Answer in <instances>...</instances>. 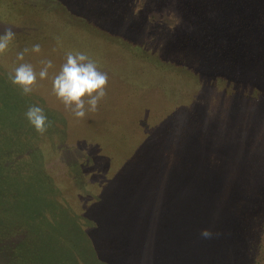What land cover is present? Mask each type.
I'll return each instance as SVG.
<instances>
[{"label": "rangeland", "instance_id": "1", "mask_svg": "<svg viewBox=\"0 0 264 264\" xmlns=\"http://www.w3.org/2000/svg\"><path fill=\"white\" fill-rule=\"evenodd\" d=\"M194 2L35 0L24 10L22 0H0V34L6 27H12L16 34L0 54L2 255L21 254L17 264H198V259L199 263L204 260L203 264L215 260L218 264H243L233 255L241 242L242 218L236 215L230 224L224 221L230 198L245 191L250 180L255 185L248 183L251 192L264 194L263 185H257L254 177L263 183L264 109L262 118L251 124L259 129L248 140L256 151L243 156L239 153L242 160L237 168L230 167L225 151L214 156L216 152L196 136L188 135L187 129L181 137L170 136L148 145L126 131L138 113L157 107L163 108L162 114L180 112L172 111L174 105L190 101L191 107L211 111L244 108L245 102L211 103L222 88L226 96L236 92L229 82L225 85L218 79L217 92L202 91L205 84L192 77L200 71V64L187 65L188 70L176 60L190 42L173 41L176 45L160 51L158 39L162 33L171 34V30L184 38L183 29L195 30L197 22L192 27L184 24L177 9ZM206 3L215 21L230 17L233 24L229 0H221L217 7L212 0ZM257 6L264 14V1ZM234 25L228 50L239 51V42L243 43L242 54L257 56L252 51L254 44L249 46L237 38L238 29L243 35L250 31L264 41V23L256 30L245 24L240 26L243 29ZM36 43L41 45L39 53L31 51ZM25 48L29 51L23 61L17 60V53ZM69 51L87 53L101 71L112 73H108L106 95L97 110L83 118L75 117L52 89V79ZM49 59L53 67L48 77H37L31 93L24 94L11 82L9 75L19 64L29 63L38 73L42 62ZM203 67L209 70V66ZM133 84H138L137 89ZM254 93L243 92L240 97L259 105L250 100ZM31 105L44 108L48 117L43 133L25 116ZM228 121L224 116V123ZM218 123L214 118L213 124ZM86 138L99 144L95 160L110 161L107 174L97 176L98 171L91 167L92 153L83 146ZM90 175L95 177L93 184L86 181ZM245 210L243 206V215ZM215 220L224 231H232L230 238L226 237L234 241L232 247L225 244L216 248L217 231L211 232ZM203 229L212 235L204 237ZM204 239L209 243V249H202L205 254L199 250ZM96 245L98 251L94 250Z\"/></svg>", "mask_w": 264, "mask_h": 264}, {"label": "trees", "instance_id": "2", "mask_svg": "<svg viewBox=\"0 0 264 264\" xmlns=\"http://www.w3.org/2000/svg\"><path fill=\"white\" fill-rule=\"evenodd\" d=\"M33 1L35 2V0ZM33 1L22 0L23 4L21 5V9L25 10L28 5L34 3ZM193 1L195 2L192 3V5H190V3L181 4L180 6H177V9H180L181 11V18H183L184 24L186 23L192 27V24L197 22L199 23V26L195 23V26L197 25L195 30L187 31V29H183L182 33H184V38H180L177 36V32L174 33V31L171 30V34H166V32L162 33L161 37L158 39L162 45L160 51H162L164 47L168 49L170 46H174L177 42H190L191 46L187 49H181V53L177 55L178 59L176 60L180 61V64H183L186 68L193 63L198 62L197 64H200V71L195 75L193 74L194 76L192 77L205 84L202 87V91L211 92L212 94L213 92H217L215 88V80L218 79L221 83H226L225 85L229 82L233 85L232 92H236L226 96L224 95V92L227 91L222 88L219 91L220 93L217 94L218 96H216V100L211 103L224 104L230 102L232 104H242V102H245L244 108L237 107L234 109L211 111L209 108H197L196 105L195 107H191L189 104H192V101H190L186 105H174L172 111L179 109L181 110V113L179 111H174V113L171 111L172 114H162L160 109L163 108L157 107L155 109L152 108L149 112L138 113L137 118L130 121L126 131L128 136H132L137 141L141 140L148 145L157 144L161 140L170 138V136L181 137V132L184 129H187L186 131L189 132L188 135L196 136L205 145H209L213 149V152H216L214 153V156L219 152L225 151V155H227L230 161V167L237 168V165H240L239 161L242 160H239V153L243 156L245 152L252 154L256 151L248 144V142H250L248 140L253 138V135L257 134L259 129L252 125H255L262 118L263 111L261 110L262 108L264 109V95L262 94L264 90V78L261 76V74L264 75V71L262 72L264 69V41L261 36L258 37V35H254L250 31L243 35L241 30L238 29L240 33L239 36H237L238 39H243L244 44L248 42L249 46L254 44L252 51L257 55L254 57H249L241 53L243 43L238 42L237 46L240 50L236 53L233 52L232 49L228 50V48L232 47V45L228 44L232 39L231 36L235 33V31L232 30V26H235L234 23L239 27L245 24L247 28L253 27L255 30L260 27L259 25H263L264 14L263 12L261 14L257 5L264 0H229L233 11V24L230 17L223 20L221 16L220 20L215 21L211 17L212 12L209 13L210 5L206 3V0ZM212 1H214L215 4L213 7H217V5H220L221 0ZM184 24L182 23V25ZM209 25L215 26L208 27ZM240 28L243 29L244 27ZM190 33H192V35ZM219 34L222 35L220 39L216 38ZM191 36L193 37L191 38ZM173 41L175 43H173ZM76 42L83 41L77 40ZM259 58L260 60H258ZM205 65L209 66V70L206 71L204 69L203 66ZM216 68L219 69L218 72H216ZM187 69L189 70V68ZM202 69L204 70L203 72ZM108 73L110 75L112 74L111 71H108ZM138 84L141 83L138 82ZM138 84H133L132 87L137 89L135 86ZM108 89L110 90L111 87L108 86ZM114 92H116V90ZM243 92H255L250 100H254V102L256 100L259 105H253V101H244L242 97H240ZM236 99H238V102H236ZM178 113H180V115H178ZM224 116L229 117L228 123H224ZM214 118L218 119L220 123L214 125ZM178 122L183 125H178ZM177 126L180 127L178 128ZM254 140L256 141V139ZM98 145L99 144H96L91 139L86 138L83 140V146H87L86 148L88 151L92 153L90 155L92 163L91 167H94L95 170L98 171V173H96L97 176H101L103 173H108L107 168L109 167L110 161L106 158L104 162L93 158L96 149H98ZM248 159L250 160V158ZM254 177L258 180L257 185H263L262 188H264V181L262 183L259 178L256 176ZM86 179L89 183L91 180L90 184L95 182V177L92 175ZM248 183L254 185V181L250 180ZM248 183L245 187V191L241 190L238 194L234 193L230 198L231 205L229 209L226 210L227 216L224 223H229L230 219H233L236 215H240L242 218L240 223L241 226H239L241 242L238 246L237 254H233L236 256V260L238 257L243 264H264V194L261 193V191H257L256 193H254V191L251 192ZM243 206L247 207L244 215L241 213ZM214 223L215 226L212 225L214 227L211 229V232L217 231L215 238L217 245L216 248L218 249V246H221L219 248L221 249L225 244L232 247L234 241L226 239L228 235L231 236L232 231L229 233L228 231H224L221 227L222 225H220L217 220H215ZM3 246L4 243L0 241V248ZM97 248L98 246L96 245L94 250L98 251ZM202 249H209V243L205 242V239L199 246V250L203 251ZM206 252L207 251H203L204 254ZM20 255L21 254L14 253L9 256H4L0 253V264L20 263ZM203 261L204 260H201L199 263L198 259V264H203ZM214 263L218 264L216 260Z\"/></svg>", "mask_w": 264, "mask_h": 264}, {"label": "clouds", "instance_id": "3", "mask_svg": "<svg viewBox=\"0 0 264 264\" xmlns=\"http://www.w3.org/2000/svg\"><path fill=\"white\" fill-rule=\"evenodd\" d=\"M12 27H6L0 34V54L4 53L15 38ZM29 49L17 53V60L23 61L24 55ZM32 52L39 53L41 45L33 44ZM43 67L37 73L29 63L19 64L14 73L9 75L13 84L19 85L24 94L32 92V86L37 77L43 80L48 77L49 69L53 67L52 60L43 61ZM108 83V74L101 71L97 62L83 51H69L66 53L65 62L60 71L52 79V89L56 96L70 109L75 117L83 118L87 112L97 110L99 101L106 95L105 85ZM88 99L85 100L84 97ZM28 122L34 128L43 133L48 127V117L44 108L39 105H31L25 113ZM201 234L208 237L211 233L203 229Z\"/></svg>", "mask_w": 264, "mask_h": 264}]
</instances>
